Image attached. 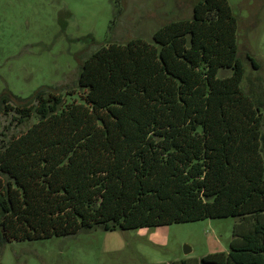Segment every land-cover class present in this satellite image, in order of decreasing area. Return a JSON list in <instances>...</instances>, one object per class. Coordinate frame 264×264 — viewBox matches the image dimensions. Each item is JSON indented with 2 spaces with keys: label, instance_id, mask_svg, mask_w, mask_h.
Segmentation results:
<instances>
[{
  "label": "trees",
  "instance_id": "trees-1",
  "mask_svg": "<svg viewBox=\"0 0 264 264\" xmlns=\"http://www.w3.org/2000/svg\"><path fill=\"white\" fill-rule=\"evenodd\" d=\"M237 33L228 0H195L152 44L89 55L82 103L2 91L0 115L37 120L0 140V245L239 217L229 251L201 264H264V103L242 88Z\"/></svg>",
  "mask_w": 264,
  "mask_h": 264
},
{
  "label": "rangeland",
  "instance_id": "rangeland-1",
  "mask_svg": "<svg viewBox=\"0 0 264 264\" xmlns=\"http://www.w3.org/2000/svg\"><path fill=\"white\" fill-rule=\"evenodd\" d=\"M193 2L0 0V93L7 89L28 98L38 89H56L51 92L62 95L64 105L82 103L75 83L80 64L89 55L108 43L136 38L152 44L161 25L191 17ZM228 4L238 19V52L245 70L242 88L264 103V0ZM246 54L259 65L258 71L245 60ZM229 74L218 71V77ZM36 120L33 116L17 124L13 114L0 115V140L18 136ZM240 221L205 219L126 231L94 228L68 237L13 240L0 245V264H201L208 254L229 251ZM184 246L188 254L183 253Z\"/></svg>",
  "mask_w": 264,
  "mask_h": 264
},
{
  "label": "water",
  "instance_id": "water-1",
  "mask_svg": "<svg viewBox=\"0 0 264 264\" xmlns=\"http://www.w3.org/2000/svg\"><path fill=\"white\" fill-rule=\"evenodd\" d=\"M190 252L189 248L187 246L183 247V253L188 254Z\"/></svg>",
  "mask_w": 264,
  "mask_h": 264
}]
</instances>
